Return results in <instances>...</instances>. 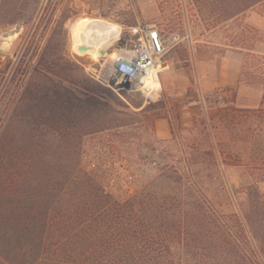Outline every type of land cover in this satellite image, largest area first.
Masks as SVG:
<instances>
[{"label": "trees", "instance_id": "16d2710c", "mask_svg": "<svg viewBox=\"0 0 264 264\" xmlns=\"http://www.w3.org/2000/svg\"><path fill=\"white\" fill-rule=\"evenodd\" d=\"M189 6L210 31L264 0H164L165 11L182 9L174 17L180 33ZM39 42L34 33L28 49ZM56 46L51 41L47 59L35 62L0 58V264H264V93L259 108L242 109L237 89H218L177 139L184 132L177 108L172 119L165 102L148 104L141 113H156L142 128L78 64L63 74L50 61ZM251 56L252 73L264 75V56ZM160 118L170 122V142L150 133ZM132 130L146 134L139 165L150 175L143 183L129 172L135 187L124 191L113 166ZM230 166L249 168L252 182L230 191ZM231 195L238 212L224 209Z\"/></svg>", "mask_w": 264, "mask_h": 264}, {"label": "rangeland", "instance_id": "374dc122", "mask_svg": "<svg viewBox=\"0 0 264 264\" xmlns=\"http://www.w3.org/2000/svg\"><path fill=\"white\" fill-rule=\"evenodd\" d=\"M163 1L0 0V48H6L0 49V58L3 62L17 61L22 57L27 60L33 59V62L41 58L47 59L45 57L49 50L47 45L52 41L57 46L52 53L50 51V61L58 62L63 74L74 73L75 63L83 69L87 80L95 82L91 75L95 70H99L98 62L103 59L108 61L116 56L117 51L130 40L132 27L149 23L162 31L168 48L158 70L162 89L155 96L146 92L113 91L129 106L126 108L114 100V107L127 113L122 115L123 118L140 121L138 124L143 125L142 128H150L151 115L156 113V110L146 113H141V110L150 103L163 101L166 103L170 118L173 119L175 116V111L172 109L177 108L179 112L184 131L181 135L177 133V139H180L188 135V131L195 126L196 118L203 113L200 101L207 95L214 94L218 89L227 87L237 89L236 104L239 108H259L264 93V75L253 74L250 63L251 55L264 56V7L251 9L217 29L207 31L198 20L197 10L189 6L185 13L189 15L190 24H186L185 32L180 33L177 24L181 19L174 20V17L176 11L180 13L182 9L165 11L162 8ZM52 8L53 11L49 15ZM88 15L108 19L122 27L120 39L109 49L105 58L97 59L89 53H79L74 47L75 27L83 16ZM17 27H20L21 31L15 38L4 37V33ZM55 30H59L56 37H54ZM34 33H37V39H40L38 48L28 49L30 38ZM239 42H243L245 48L237 47ZM140 102L143 103L141 107L134 106L135 103ZM157 123L158 125L164 123V127L168 124L170 126L168 119H157L154 123L155 131H150L153 138L170 142L173 137L164 140L157 136ZM112 139L119 140V137L110 140ZM145 140L146 134L133 130L120 139V156L134 161L128 168L120 157L113 166L116 173L123 178L119 186H122L124 191L129 189L133 191L135 187L125 180L129 172L138 175L143 183L150 175L148 168L139 165L140 159L147 155V151H142L140 147ZM102 142L106 147L111 146L104 140ZM209 146L208 141L203 148ZM106 152L104 157L112 153L111 149ZM136 159L139 162H136ZM250 173L247 167H224L228 189L231 191L250 184L252 182ZM262 190L264 191V185ZM231 197L224 201V209L227 212H238L234 196Z\"/></svg>", "mask_w": 264, "mask_h": 264}, {"label": "built area", "instance_id": "2783aa9c", "mask_svg": "<svg viewBox=\"0 0 264 264\" xmlns=\"http://www.w3.org/2000/svg\"><path fill=\"white\" fill-rule=\"evenodd\" d=\"M52 11L53 8L49 15ZM130 34V40L117 51L116 56L108 61H99V70L92 72L91 76L115 92L145 93L146 79L165 58L168 48L162 31L152 24L134 26Z\"/></svg>", "mask_w": 264, "mask_h": 264}, {"label": "bare ground", "instance_id": "6f19581e", "mask_svg": "<svg viewBox=\"0 0 264 264\" xmlns=\"http://www.w3.org/2000/svg\"><path fill=\"white\" fill-rule=\"evenodd\" d=\"M121 33L122 27L113 21L101 17L83 16L75 27L74 47L79 53H89L94 58L102 59L108 56L109 49L120 39ZM80 47H89V49L82 51ZM162 61L144 84V91L151 96L157 95L162 89L158 71Z\"/></svg>", "mask_w": 264, "mask_h": 264}, {"label": "crops", "instance_id": "0c3cea01", "mask_svg": "<svg viewBox=\"0 0 264 264\" xmlns=\"http://www.w3.org/2000/svg\"><path fill=\"white\" fill-rule=\"evenodd\" d=\"M163 121H164V120H163ZM163 124H164V123H160V124L158 125V123H157V126H156V133H157V136H159V138L164 139V140H166V139H170V138L172 137L171 130H170V126H169V124H168V125H166V126L164 127Z\"/></svg>", "mask_w": 264, "mask_h": 264}, {"label": "water", "instance_id": "95a60500", "mask_svg": "<svg viewBox=\"0 0 264 264\" xmlns=\"http://www.w3.org/2000/svg\"><path fill=\"white\" fill-rule=\"evenodd\" d=\"M21 31V28L20 27H17V28H14L10 31H7L6 33H4V37H12V36H15L17 34H19ZM89 49V47H80V50L82 51H85ZM102 53H105V51H102Z\"/></svg>", "mask_w": 264, "mask_h": 264}]
</instances>
